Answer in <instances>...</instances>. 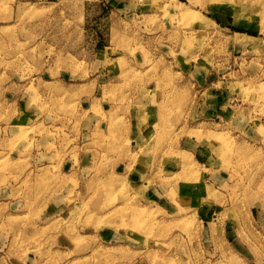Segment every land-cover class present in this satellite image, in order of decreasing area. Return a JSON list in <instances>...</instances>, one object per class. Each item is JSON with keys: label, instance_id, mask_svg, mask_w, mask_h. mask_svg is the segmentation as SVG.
I'll list each match as a JSON object with an SVG mask.
<instances>
[{"label": "rangeland", "instance_id": "374dc122", "mask_svg": "<svg viewBox=\"0 0 264 264\" xmlns=\"http://www.w3.org/2000/svg\"><path fill=\"white\" fill-rule=\"evenodd\" d=\"M0 264H264V0H0Z\"/></svg>", "mask_w": 264, "mask_h": 264}, {"label": "crops", "instance_id": "0c3cea01", "mask_svg": "<svg viewBox=\"0 0 264 264\" xmlns=\"http://www.w3.org/2000/svg\"><path fill=\"white\" fill-rule=\"evenodd\" d=\"M136 146H138V143H136L135 145H133V147H136ZM151 243V242H150ZM152 244V243H151ZM148 245H150V244H148ZM151 246V245H150Z\"/></svg>", "mask_w": 264, "mask_h": 264}]
</instances>
